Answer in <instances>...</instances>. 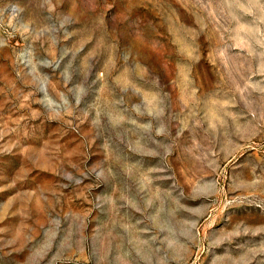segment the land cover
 Returning a JSON list of instances; mask_svg holds the SVG:
<instances>
[{
  "label": "rangeland",
  "instance_id": "obj_1",
  "mask_svg": "<svg viewBox=\"0 0 264 264\" xmlns=\"http://www.w3.org/2000/svg\"><path fill=\"white\" fill-rule=\"evenodd\" d=\"M0 264H264V0H0Z\"/></svg>",
  "mask_w": 264,
  "mask_h": 264
}]
</instances>
